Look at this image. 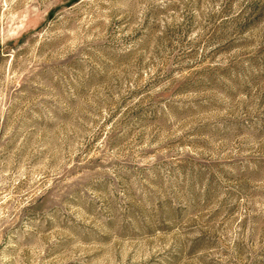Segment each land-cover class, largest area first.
I'll use <instances>...</instances> for the list:
<instances>
[{
  "label": "rangeland",
  "instance_id": "rangeland-1",
  "mask_svg": "<svg viewBox=\"0 0 264 264\" xmlns=\"http://www.w3.org/2000/svg\"><path fill=\"white\" fill-rule=\"evenodd\" d=\"M0 264H264V0H0Z\"/></svg>",
  "mask_w": 264,
  "mask_h": 264
}]
</instances>
